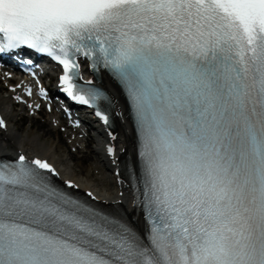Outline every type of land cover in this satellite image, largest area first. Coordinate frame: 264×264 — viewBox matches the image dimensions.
Here are the masks:
<instances>
[{
	"label": "snow or ice",
	"instance_id": "snow-or-ice-1",
	"mask_svg": "<svg viewBox=\"0 0 264 264\" xmlns=\"http://www.w3.org/2000/svg\"><path fill=\"white\" fill-rule=\"evenodd\" d=\"M34 54L105 125V86L125 96L138 215L0 160V264H264V0H0V65L36 77Z\"/></svg>",
	"mask_w": 264,
	"mask_h": 264
},
{
	"label": "bare ground",
	"instance_id": "bare-ground-1",
	"mask_svg": "<svg viewBox=\"0 0 264 264\" xmlns=\"http://www.w3.org/2000/svg\"><path fill=\"white\" fill-rule=\"evenodd\" d=\"M7 104H8V102L4 98H0V108L6 107ZM12 114L13 113L10 111L6 112V116H8L9 119H12L14 121V119L17 117V115L14 116ZM18 132H19V130L16 129V131L14 130L13 133H11V134H12L14 139L21 142L23 140H20V134H18ZM42 135H44V134L42 133ZM42 135H39L37 133L31 134L29 137L23 138V139H26V141L29 140L28 143H24V144L25 145L32 144L33 145V148H32L33 151L32 152H38L39 154H42L43 157H49L55 164L58 165L59 169L61 170L62 175L65 178L77 181L85 190L86 189H93L101 197H106V198H110V199L112 198V200L120 199L117 196V191H113L114 187L108 185L110 180L108 179L109 177H108L107 172L105 170L102 172V169H103L102 167L98 166L95 168L96 170L99 169L100 173L102 172L101 173L102 177L96 178V181H98V182L102 179V183L95 185L94 183H92V181H87V180L83 179L81 177V175H79V173L76 172L75 168H73L75 165H72L71 158L67 157V159H66L67 161L65 164L64 163L61 164L58 161L59 159H56V157H55L56 156V150H54V148H53V145H52L53 143H48V142H46V140L44 141L45 136L43 137ZM26 141H24V142H26ZM94 142H95V139H94ZM92 155H94L93 159L95 158V161H96L95 163L97 165L100 164L101 166H103L101 157L97 154V152H95V150H94V153Z\"/></svg>",
	"mask_w": 264,
	"mask_h": 264
},
{
	"label": "rangeland",
	"instance_id": "rangeland-1",
	"mask_svg": "<svg viewBox=\"0 0 264 264\" xmlns=\"http://www.w3.org/2000/svg\"><path fill=\"white\" fill-rule=\"evenodd\" d=\"M23 131H26L24 132L25 134H39V135H42V133L44 135H42L44 137V141L46 140V142L48 143H53L52 145H54L53 147L55 146H58L59 144V148L60 150L64 151V148L62 147V142H58L56 137L52 134V133H49L48 130L45 129V127H43V125H41L40 123H37L36 126L34 125L32 128H30V125L24 127L22 129ZM94 156V155H93ZM69 157V156H68ZM71 158V157H69ZM72 160V159H71ZM73 164L72 165H75L73 168H75L76 172L79 173V171L81 170L83 172V176L84 178H87V175L90 174V166L91 164L93 163V161L90 159V158H87V159H80V158H75L73 160ZM80 175V173H79ZM87 181H91V180H87Z\"/></svg>",
	"mask_w": 264,
	"mask_h": 264
}]
</instances>
